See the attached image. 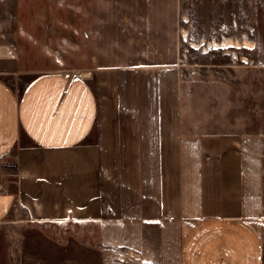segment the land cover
Returning <instances> with one entry per match:
<instances>
[{
  "label": "crops",
  "instance_id": "0c3cea01",
  "mask_svg": "<svg viewBox=\"0 0 264 264\" xmlns=\"http://www.w3.org/2000/svg\"><path fill=\"white\" fill-rule=\"evenodd\" d=\"M251 6L233 99L177 63L37 69L0 42V264L13 245L27 264H264V94L257 109L249 90L264 0Z\"/></svg>",
  "mask_w": 264,
  "mask_h": 264
},
{
  "label": "rangeland",
  "instance_id": "374dc122",
  "mask_svg": "<svg viewBox=\"0 0 264 264\" xmlns=\"http://www.w3.org/2000/svg\"><path fill=\"white\" fill-rule=\"evenodd\" d=\"M251 3L252 0H0V42L14 44L24 64L37 69L177 63L185 68L189 75L186 77L207 80L214 88L217 81H224L225 95L233 99L245 96L248 90L246 82H239V78L249 76L246 67L239 68L245 62L239 56L241 39L235 37L252 30ZM226 36L235 39L231 46L211 45V41H222ZM250 78L256 83L249 90L254 89L259 109L264 78L256 72ZM16 216L24 218L26 212L20 209ZM17 247L12 246L13 262L27 264V258H19Z\"/></svg>",
  "mask_w": 264,
  "mask_h": 264
},
{
  "label": "bare ground",
  "instance_id": "6f19581e",
  "mask_svg": "<svg viewBox=\"0 0 264 264\" xmlns=\"http://www.w3.org/2000/svg\"><path fill=\"white\" fill-rule=\"evenodd\" d=\"M231 42L233 43V40L231 38H226L222 41L213 40L210 43H211V45H213V47H215V46L229 45V44H232ZM243 42H244V44H251V42H249L248 40H244Z\"/></svg>",
  "mask_w": 264,
  "mask_h": 264
},
{
  "label": "water",
  "instance_id": "95a60500",
  "mask_svg": "<svg viewBox=\"0 0 264 264\" xmlns=\"http://www.w3.org/2000/svg\"><path fill=\"white\" fill-rule=\"evenodd\" d=\"M89 73H86V75H88Z\"/></svg>",
  "mask_w": 264,
  "mask_h": 264
}]
</instances>
